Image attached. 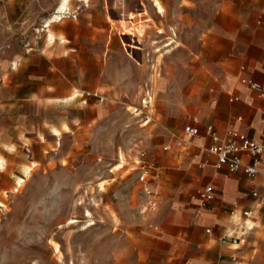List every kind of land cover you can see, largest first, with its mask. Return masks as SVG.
<instances>
[{"label":"rangeland","instance_id":"rangeland-1","mask_svg":"<svg viewBox=\"0 0 264 264\" xmlns=\"http://www.w3.org/2000/svg\"><path fill=\"white\" fill-rule=\"evenodd\" d=\"M143 1L144 16L126 29H144L141 42L131 34L121 39L130 60L127 91L104 82V71L114 79L119 66L96 68L90 81L75 84L73 99L50 106L46 115L33 114L31 130L13 125L0 131V264H139L141 244L155 249L151 236L163 235L160 226L170 218V207L162 190L178 189L186 181L183 162L189 146L183 129L196 120L203 123L202 108L216 81L219 11L223 3L238 0ZM111 21L116 27L115 18ZM156 60L161 65L157 108L144 110L150 117L144 126L145 114L131 112L141 107L140 94L153 78ZM84 90L103 98L93 95L85 101L79 96ZM90 111L97 113L93 119ZM61 121L67 131L55 127ZM169 143L172 148L164 149ZM146 163L161 177L154 209L141 191ZM258 246L262 251L250 259L264 264V244ZM158 248L167 250L169 244L161 242Z\"/></svg>","mask_w":264,"mask_h":264},{"label":"crops","instance_id":"crops-1","mask_svg":"<svg viewBox=\"0 0 264 264\" xmlns=\"http://www.w3.org/2000/svg\"><path fill=\"white\" fill-rule=\"evenodd\" d=\"M86 1L71 0L64 13L59 10L63 0H0V131L13 125L31 130L33 114L43 111L46 115L50 106L68 99L75 84L90 81L96 68L119 66L114 79L104 71V82L112 83L117 92L128 90L125 84L130 60L122 49V34L128 35L126 29L144 16L146 3L138 0L136 7L127 0ZM59 13L62 18L52 19L47 26V21ZM51 31L54 40L49 39ZM214 43L213 50L220 59L213 92L207 94L200 115L203 123L196 120L186 124L198 126L200 134L191 137L185 133L186 126L183 129L189 146L183 162L186 181L178 189L168 183V190H162V198H168L170 218L160 226L163 235L151 236L155 249L145 250L141 244L139 264H144V259H152L154 264H260L251 259L261 250L258 244H264V154L257 164L260 173L254 178L244 168L231 172L225 166L218 167L217 157L209 152L213 140L207 127L213 125L222 139L229 130H236L264 143V0L223 3ZM117 58L121 61L114 64ZM251 80L263 88L255 89ZM86 91L93 90H84L79 96L84 97ZM141 99L142 94L140 103ZM90 114L91 119L97 115ZM66 125L69 129L70 123ZM55 127L67 131L63 121ZM165 146L172 148L170 143ZM243 159L245 163L253 161L247 153ZM167 161L173 163L172 159ZM158 172L161 176L159 168ZM207 185L214 186L216 198L210 208H203L200 192ZM247 209L255 210L250 218L243 214ZM226 235L232 237L224 242ZM233 238L244 241L234 243ZM246 241L249 247H244ZM161 242H167L169 248L160 250Z\"/></svg>","mask_w":264,"mask_h":264},{"label":"built area","instance_id":"built-area-1","mask_svg":"<svg viewBox=\"0 0 264 264\" xmlns=\"http://www.w3.org/2000/svg\"><path fill=\"white\" fill-rule=\"evenodd\" d=\"M153 75L151 80L146 83L141 99V107H137L134 113H144L145 122L147 123L150 120L144 110L150 111L155 108V102L157 98V80L161 76V65L160 61L156 60L152 63ZM251 85L258 90L263 88L262 84L255 82L253 80L249 81ZM84 98L87 96H97L103 98L99 93L94 91L84 92ZM85 99V101L87 100ZM185 133L191 137L198 136L200 134V129L196 125H188L185 128ZM207 133L213 140V143L209 147V152L214 154L217 157V166L218 167H227L231 172H237L244 168L245 172L250 177H256L260 170L257 167V164L260 160V157L264 154V143L257 142L246 134L241 133L236 130H229L226 138H220L219 134L216 132L213 125L207 127ZM164 149L168 150L169 146H165ZM250 154L253 158V161L250 163H245L243 159L244 154ZM146 153H141V159L145 156ZM153 165L150 163L144 164L142 168V173L140 175L141 180L143 181L142 192L146 195L148 201V208L154 209L157 206L159 197L161 195V190L158 187L159 176L152 172ZM216 198V191L214 186L207 185L200 192V205L203 208H210L211 204ZM254 209H247L244 211V216L250 218L254 215ZM246 229L243 228V234H245ZM231 235H226L223 238L224 242L229 241ZM234 243H241L244 240L241 238H233ZM234 262L238 261V257L234 256Z\"/></svg>","mask_w":264,"mask_h":264},{"label":"bare ground","instance_id":"bare-ground-1","mask_svg":"<svg viewBox=\"0 0 264 264\" xmlns=\"http://www.w3.org/2000/svg\"><path fill=\"white\" fill-rule=\"evenodd\" d=\"M70 1L71 0H63V3H62V5L59 7V10L61 11V12H64V13H66L67 12V10H68V5H69V3H70ZM122 2H125V1H122ZM135 3V2H134ZM61 4V3H60ZM131 5V4H130ZM155 5H158L159 6V11H162L163 10V7L161 6V4H160V2L159 1H156L155 2ZM114 6V5H113ZM126 6V5H125ZM130 7V6H129ZM136 7H137V5H136ZM58 10V9H57ZM131 10V9H130ZM133 13L131 12L130 13V15L131 16H133L132 15ZM62 18V16H61V13H59V14H55L53 17H51L48 21H47V26H49L50 25V23H51V21H52V19L53 20H59V19H61ZM123 21V20H122ZM125 21V20H124ZM127 21H128V19H127ZM125 26H126V24H124ZM125 28V27H124ZM144 31V29H142V28H138L135 32H132V31H129V34H131V35H133V36H135V38H133V40H134V42H141V35H142V32ZM136 37H138V39H136ZM54 38H55V34L51 31L50 32V34H49V39L50 40H54ZM140 44V43H139ZM134 46V45H133ZM137 46V45H136ZM132 47V46H131ZM133 49V48H132ZM137 49V48H136ZM139 62V61H138ZM75 97V95H71L68 99H73ZM134 112V111H133ZM136 114V113H135ZM55 133L56 134H60V132L58 131V130H56L55 131ZM122 161L119 163V165L120 166H123V162H124V157H123V155H122ZM0 165H3V160L1 159V164ZM76 220H74V219H72V220H70V222L71 223H73V222H75ZM69 222V223H70ZM249 223V222H248ZM248 228H249V226H248ZM247 231V230H246Z\"/></svg>","mask_w":264,"mask_h":264}]
</instances>
